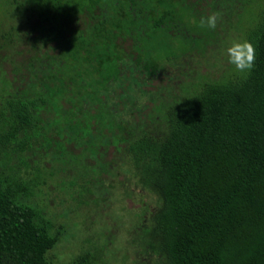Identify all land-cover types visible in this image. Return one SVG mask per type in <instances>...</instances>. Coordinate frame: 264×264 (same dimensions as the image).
Masks as SVG:
<instances>
[{"label":"rangeland","instance_id":"obj_1","mask_svg":"<svg viewBox=\"0 0 264 264\" xmlns=\"http://www.w3.org/2000/svg\"><path fill=\"white\" fill-rule=\"evenodd\" d=\"M188 1L195 7L190 34L198 42L183 48L174 41L168 56L137 52L125 31V10L107 30L116 33V51L106 52L109 39L92 36L83 21L64 25L58 19L51 28L41 20L29 37L0 39L3 129L10 122V95L48 100L37 108L38 127L13 138L0 157V176L22 179L27 202L54 229L64 225L62 240L49 254L53 264H69L86 251L96 264H164L144 238L160 200L120 160V147L141 129L164 127L167 105L207 81L245 74L229 63L226 50L233 41L247 40L264 11V0ZM212 13L218 14L216 28L202 26ZM174 19L162 20L167 30Z\"/></svg>","mask_w":264,"mask_h":264},{"label":"trees","instance_id":"obj_2","mask_svg":"<svg viewBox=\"0 0 264 264\" xmlns=\"http://www.w3.org/2000/svg\"><path fill=\"white\" fill-rule=\"evenodd\" d=\"M0 5L5 42L29 37L41 20L53 28L59 19L64 25L83 21L92 36L109 39L106 52L116 51V33L107 30L123 10L125 31L144 58L152 51L168 56L174 41L183 48L198 42L190 34L195 7L188 0H0ZM170 15L175 19L167 30L162 20ZM247 41L255 47L251 72L207 81L167 105L164 127L141 129L120 147V160L160 200L144 238L164 264H264V11ZM6 101L10 122L3 129L0 119V157L13 138L38 127L37 108L48 100L10 95ZM27 189L22 179L0 176V264H53L49 254L63 238L64 225L54 229L27 202ZM69 264L96 262L86 251Z\"/></svg>","mask_w":264,"mask_h":264},{"label":"clouds","instance_id":"obj_3","mask_svg":"<svg viewBox=\"0 0 264 264\" xmlns=\"http://www.w3.org/2000/svg\"><path fill=\"white\" fill-rule=\"evenodd\" d=\"M218 14L212 13L201 19V25L210 29L217 26ZM229 63L235 66L238 72H251L255 65V47L247 40L233 41L226 50Z\"/></svg>","mask_w":264,"mask_h":264}]
</instances>
